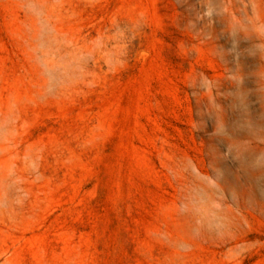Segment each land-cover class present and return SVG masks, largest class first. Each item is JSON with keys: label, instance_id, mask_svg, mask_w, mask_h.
Returning <instances> with one entry per match:
<instances>
[{"label": "rangeland", "instance_id": "1", "mask_svg": "<svg viewBox=\"0 0 264 264\" xmlns=\"http://www.w3.org/2000/svg\"><path fill=\"white\" fill-rule=\"evenodd\" d=\"M0 264H264V0H0Z\"/></svg>", "mask_w": 264, "mask_h": 264}]
</instances>
